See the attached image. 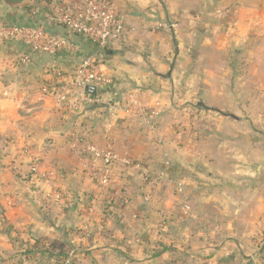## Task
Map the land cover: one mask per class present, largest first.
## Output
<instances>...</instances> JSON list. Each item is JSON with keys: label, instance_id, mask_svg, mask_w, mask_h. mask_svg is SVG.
I'll use <instances>...</instances> for the list:
<instances>
[{"label": "crops", "instance_id": "0c3cea01", "mask_svg": "<svg viewBox=\"0 0 264 264\" xmlns=\"http://www.w3.org/2000/svg\"><path fill=\"white\" fill-rule=\"evenodd\" d=\"M52 1L0 0V26L43 28L73 44L49 54L0 34V264H186L193 244L205 264H221L228 249L242 252L245 264H259L252 255L264 248L261 182H253L249 202L236 204L237 222L201 225L196 235L172 182L186 183L195 205L203 196L196 182L208 163L191 155L193 128L186 120L195 98L203 96L198 106L215 110L205 98L222 94L230 79L247 74L259 79L253 90L260 87L264 0H99L114 6L126 34L104 50L52 20ZM91 56L112 83L93 94L100 103L74 109L69 104L79 89L72 82ZM54 87L68 88L64 103L42 93ZM130 97L156 110L154 131L126 109ZM70 133L101 149L111 141L132 168L112 163L102 187L101 162L96 170L85 167L70 152ZM46 172L54 177L40 179ZM148 173L153 179L146 185Z\"/></svg>", "mask_w": 264, "mask_h": 264}, {"label": "rangeland", "instance_id": "374dc122", "mask_svg": "<svg viewBox=\"0 0 264 264\" xmlns=\"http://www.w3.org/2000/svg\"><path fill=\"white\" fill-rule=\"evenodd\" d=\"M238 62L246 67L242 62ZM260 79L262 81L260 80V87L257 86L258 90H253V87H256L255 82L259 79L252 80L250 75H244L240 81L230 79L222 92L223 95L213 91L210 99L205 98L209 105L215 107V110L198 106L197 101L203 99V96H198L186 112L189 118L186 120H189L188 124L193 128L190 132L192 134L190 144L194 145L191 155L194 158L203 157L208 163V167L206 166L200 177L201 182H196V185L204 190L200 199L205 197L197 200V206L195 199L188 197L186 183L182 180L172 182L174 193L178 196V208L184 214L188 230L193 231L194 235L201 225L204 227L215 223L224 224L227 220V223L237 222L236 204L241 203V200L250 201L245 196L251 198L254 181L261 182L258 189L259 202L264 201V78ZM242 82L244 87L241 89L239 83ZM237 89H241L238 95L235 94ZM254 102L258 104L255 105ZM196 107L202 108L196 110ZM239 118H243L242 123L237 121ZM221 119L223 123H220ZM178 124L180 126L181 123ZM255 148H258L259 152ZM178 182H182L185 187L184 195H180L177 191ZM229 183L239 190L226 186ZM237 197L240 198L239 201ZM238 208L242 209L239 206ZM260 239L264 242V236ZM193 246L195 250L192 248L188 250L191 253L188 255L192 257L191 262L186 261V264H205L201 258H205L206 255L200 253L198 244H193ZM243 250L247 255L252 254L250 249L243 248ZM223 253L224 259L221 264H225L229 258H232L236 264L246 263L245 255L239 250L236 256L232 249H228L227 253L224 250ZM255 255H257L259 264H264L262 250H257L252 256Z\"/></svg>", "mask_w": 264, "mask_h": 264}, {"label": "built area", "instance_id": "2783aa9c", "mask_svg": "<svg viewBox=\"0 0 264 264\" xmlns=\"http://www.w3.org/2000/svg\"><path fill=\"white\" fill-rule=\"evenodd\" d=\"M49 17L63 25L71 34L88 38L91 43L100 50H104L109 42L126 37L123 21L115 14L114 6L107 2L99 0H78L71 6L65 0H53ZM162 26H155L160 29ZM0 34L10 36L16 41L28 44L34 51H42L49 54H56L63 50L73 47V44L66 38L49 35L43 28H32L26 26H0ZM112 80L99 70L98 60L95 56L86 58L72 84L79 89V98L76 102L72 101L69 106L77 108L79 103L97 104L102 100L93 94L85 92L88 86H107ZM68 88H44L43 94H52L59 104L66 101ZM125 107L128 111H137L139 119L153 131L155 130L154 120L157 112L152 107L137 104L133 97L126 102ZM69 149L73 155L79 156L84 161V166L92 170H96L101 162L102 173L99 177V183L102 187H107L110 182L112 163H120L124 167L130 169L133 162L128 156L120 157L114 149L113 143L109 141L106 146L101 149L88 140L80 138L74 133L69 136ZM90 155V156H89ZM169 166V162H165ZM32 174L38 173V162L34 160L31 166ZM162 176L164 173L161 174ZM54 177L53 172H46L40 176V179L50 180ZM153 176L150 173L144 177V184H149ZM177 191L180 195H184L185 187L182 182L177 183Z\"/></svg>", "mask_w": 264, "mask_h": 264}, {"label": "water", "instance_id": "95a60500", "mask_svg": "<svg viewBox=\"0 0 264 264\" xmlns=\"http://www.w3.org/2000/svg\"><path fill=\"white\" fill-rule=\"evenodd\" d=\"M85 92L86 93H89V94H97V87H95V86H88V87L85 88ZM200 105L202 107H204V105L202 103H200ZM207 109L212 110L211 108H207Z\"/></svg>", "mask_w": 264, "mask_h": 264}, {"label": "trees", "instance_id": "16d2710c", "mask_svg": "<svg viewBox=\"0 0 264 264\" xmlns=\"http://www.w3.org/2000/svg\"><path fill=\"white\" fill-rule=\"evenodd\" d=\"M200 108L202 107H196L195 109L198 110ZM262 253H264V248H262ZM225 264H236V263L232 260V258L231 259L229 258L228 260H226Z\"/></svg>", "mask_w": 264, "mask_h": 264}]
</instances>
